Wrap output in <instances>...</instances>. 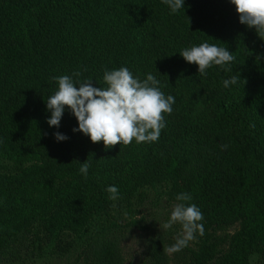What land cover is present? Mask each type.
I'll return each mask as SVG.
<instances>
[{
    "label": "trees",
    "instance_id": "16d2710c",
    "mask_svg": "<svg viewBox=\"0 0 264 264\" xmlns=\"http://www.w3.org/2000/svg\"><path fill=\"white\" fill-rule=\"evenodd\" d=\"M258 35L238 22L229 0H184L175 14L162 0H0V149L35 158L28 166L0 164V211L12 217L0 264H124L120 239L137 226L148 188L166 183L171 199L187 192L203 213L202 244L169 253L178 232L154 231L141 264H251L264 255ZM203 42L232 53L237 85L222 87L232 72L213 66L201 76L179 56ZM121 66L141 79L153 74L175 98L158 141L92 143L72 131L67 107L59 128L47 125L52 77L79 73L74 79L105 87L103 72ZM199 102L208 113L192 119ZM57 131L67 139L55 141ZM85 160L86 178L78 172ZM108 185L118 187V199H108ZM38 187L58 207L50 214L38 213L28 196Z\"/></svg>",
    "mask_w": 264,
    "mask_h": 264
},
{
    "label": "clouds",
    "instance_id": "9594fccd",
    "mask_svg": "<svg viewBox=\"0 0 264 264\" xmlns=\"http://www.w3.org/2000/svg\"><path fill=\"white\" fill-rule=\"evenodd\" d=\"M170 12L175 14L182 7L184 0H162ZM238 14V22L253 28L258 36H264V0H229ZM179 56L189 64L197 66V73L207 75V70L218 66L232 75L222 80V87L235 86L241 81L232 71L235 57L226 47L208 42L183 48ZM264 59V55L258 57ZM79 73L52 77L56 84L55 91L46 96L45 107L50 112L46 118L49 127L59 128L63 113L67 110L74 116L76 127L73 132L86 135L90 142L102 141L103 145H128L135 143H154L158 141L161 130L165 128L164 114H171L175 98L160 88V81L151 73L141 79L127 67L105 70L102 80L105 87H94L90 79H74ZM57 142L67 139L60 132L53 133ZM226 149L228 145H222ZM90 163H80L78 172L87 177ZM109 200L119 198L116 185L105 188ZM192 197L187 192L175 196L168 219L161 225L164 230L179 225V232L174 242L166 249L175 253L187 247L189 242L204 234L203 213L200 208L190 203Z\"/></svg>",
    "mask_w": 264,
    "mask_h": 264
},
{
    "label": "rangeland",
    "instance_id": "374dc122",
    "mask_svg": "<svg viewBox=\"0 0 264 264\" xmlns=\"http://www.w3.org/2000/svg\"><path fill=\"white\" fill-rule=\"evenodd\" d=\"M207 113L208 111L202 103H195L192 119L204 117ZM34 162L35 158L26 153L12 151L5 148L0 149V164L2 165L28 166ZM168 187L169 183H166V185H156L154 188H148L147 198L140 207V213L133 217V219L137 221V226L130 225L127 229L126 235L120 239L121 250L125 257L124 264H141L145 244L144 239L154 231L164 230L161 225L168 219L169 212L172 206L176 203L175 200L171 199L170 194L167 192ZM28 196L37 208L38 213H49L58 208L55 207L50 193L42 188L38 187L29 191ZM8 221H12V217L6 212L0 211V242L2 237L5 236L3 230L7 226ZM169 230H176L179 232V225H174ZM233 231L234 229L230 228L228 233H232ZM201 244L202 239L197 236L195 240L189 242L188 245L199 249ZM250 263L264 264V255L252 256Z\"/></svg>",
    "mask_w": 264,
    "mask_h": 264
}]
</instances>
